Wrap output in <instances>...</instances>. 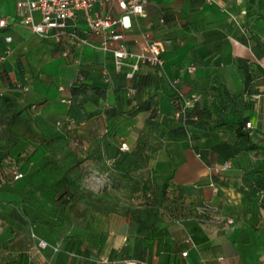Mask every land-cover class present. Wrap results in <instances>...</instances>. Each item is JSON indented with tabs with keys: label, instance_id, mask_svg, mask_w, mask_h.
<instances>
[{
	"label": "crops",
	"instance_id": "crops-1",
	"mask_svg": "<svg viewBox=\"0 0 264 264\" xmlns=\"http://www.w3.org/2000/svg\"><path fill=\"white\" fill-rule=\"evenodd\" d=\"M90 5L94 15L120 14L115 0H92ZM244 7V0H145V14L129 16L125 43L135 49L144 34L162 39L163 65L155 70V79L150 78L149 85L125 92L118 79L106 83L101 78L104 69H112L110 53L77 43L69 33L62 36V43L43 40L19 22L14 0H0V17L6 20L0 27V37L3 32L11 36L7 42L10 52L0 64V96L13 103L20 118H29V128L34 115L53 122L61 119L57 114H63L62 118L66 114L87 118L77 133L88 144L91 142L92 148L89 144L86 150L97 152L100 161L151 168L143 190L156 211L150 220L162 231L154 239L144 237L141 224L130 215L133 208H142L139 202L89 208L87 222L68 230L98 232L95 242L82 236L64 239L46 225L19 221L10 214L9 205L0 203V212L6 216L0 219V264H127V259L139 260L135 264H264V20L245 14ZM69 23V29L89 41H100V34L87 30L82 11H77ZM242 30L251 31L247 42L239 39ZM62 49L69 53L61 55ZM46 61L55 62L54 68L46 69ZM69 62L76 65L72 79L80 68L90 85L105 86L103 99L78 103L70 98L67 86L72 79L63 83L68 78ZM190 62L196 67L187 73L185 66ZM145 69L142 66L140 70ZM175 77L185 92L200 94L194 104L200 116L192 127L194 141L178 135L176 122L162 126V121L161 126L149 129L153 139L143 149L148 158L126 160L128 154L139 150L137 127L148 114V99L158 106L159 118L170 114V82ZM124 94L132 102L141 101L134 119L125 115L128 106ZM59 97L69 101H60ZM106 102L121 103L124 108L116 113V126L102 132L105 115L101 107ZM244 119L250 126L242 127L248 134L242 142L236 130ZM120 129L129 133H119ZM122 141L128 149L119 148ZM222 162L228 166L217 173L207 168ZM211 179L215 191L209 184ZM165 181L161 200L160 188ZM128 183L135 184L136 180L129 179ZM135 188H128L127 196L139 201L143 192ZM202 201H209L218 213L232 216L233 223L223 224L208 217L200 221L187 215L190 203ZM38 238L48 245L39 246ZM58 244L73 253L58 252L53 248Z\"/></svg>",
	"mask_w": 264,
	"mask_h": 264
},
{
	"label": "trees",
	"instance_id": "trees-1",
	"mask_svg": "<svg viewBox=\"0 0 264 264\" xmlns=\"http://www.w3.org/2000/svg\"><path fill=\"white\" fill-rule=\"evenodd\" d=\"M245 1V14L256 15L264 20V0H244ZM164 20L163 18H161ZM1 31V28H0ZM242 30L239 39L243 42H247V35L249 38L251 37V31L244 32ZM8 33L3 32L1 35V45H0V57L5 54V51L8 47L7 42L4 39V36ZM63 42L62 39L60 40ZM256 53V51L254 52ZM258 55V54H257ZM254 61V60H253ZM2 60L0 59V64ZM247 63H252L248 59ZM142 66H146L147 69L140 70ZM152 68L153 70H150ZM158 69L156 66H152L149 64H142L140 68L134 72L131 77H126L125 70H115L112 64V69L106 70V73L101 75V78L106 83H110L115 78L120 81V86L123 91H129L128 89H134L135 91H140L149 85L147 82L149 79H155V70ZM249 73V72H248ZM250 74V73H249ZM252 78L250 75L249 79ZM171 85V102L173 104V108L165 119L159 118V108L156 103L152 99H148V105L146 107L148 114L142 119V123L137 127L139 131V137L137 140V144L139 147L135 154H128L126 160L131 159H140L144 160L148 158V154L143 151L144 146L149 140H152L153 137L150 135L149 129L156 128L160 122L164 121L167 125H172V122H176L175 130H177L178 135L181 137H185L187 140L194 141V133H193V125H195L200 120V116L194 110L195 101L194 100L189 106L184 109V114L181 117L176 118L175 112L180 109L181 101L177 94L175 87ZM176 86L180 89L181 86L177 82ZM67 89L69 91L70 98L77 101L78 103H82L84 101H90L97 103L100 99L105 97V86H97L90 85L85 79L82 73V69L79 68L77 74L72 79V81L68 84ZM183 90V89H182ZM185 92V90H183ZM188 93V92H187ZM125 102L128 106L127 109H124L128 114L129 118L134 119L136 114L135 112L139 111L142 107L141 101H131V97L128 95H123ZM150 98V97H149ZM2 96H0V145L3 142L4 149L0 151V203L9 205L10 214L13 213L14 217L19 221L24 223L32 224H43L48 226L52 231L59 236H62L64 239L82 236V238L91 240L95 242V237L99 233L94 232L92 230L85 231H75L69 232L68 230L72 225H82L84 222H87L88 215L87 211L89 208H99L103 205H106L107 202L104 195L94 193L83 186L80 181L79 175L70 174L67 171H63L60 175L51 181L47 180H39L36 184H33L31 187L27 189H23L20 186L16 185V180L13 175L16 170L22 172L21 177L30 178L34 174H36L42 168L37 166L33 168L27 169L25 172L22 170L23 165L31 158L33 153V147L25 146L23 148H16L15 150L12 148L19 146V140L21 135L23 134V130L25 127H28V123L30 122L28 117H19V110L15 109V106L11 101H6ZM123 104L116 103L110 104L108 102L104 103L101 107L104 115H105V127L102 132H106L108 130V126H116L113 124L115 122L116 117L118 116V112L123 111ZM112 113V114H111ZM71 118V119H70ZM87 118H79L75 114H66L65 117L61 118V124L58 128L69 134V140L72 143L75 149H87L89 144L87 139H82V137L77 133V129L81 128L85 123ZM136 119V118H135ZM69 120H72L71 123H68ZM245 119L241 121V124L237 127V134L240 137L242 142L247 139L248 134L246 130H243L242 127L246 126ZM165 127H162L164 129ZM172 131V130H171ZM141 149V150H140ZM96 152V150H95ZM99 156V154L96 152ZM111 162V160L109 161ZM108 162V163H109ZM112 163V162H111ZM122 162H114V166L120 167ZM46 162L44 161L41 165L44 167ZM120 164V165H119ZM112 164H109V166ZM122 167V166H121ZM130 168L128 165L123 167L121 172L125 173L126 169ZM144 184H148V182L144 181ZM167 183L166 181L160 188V197L161 200L165 194ZM40 191L47 193V196L50 202L42 200L40 197H37L34 192ZM142 199H140L139 203L142 204V208H133L131 211V217L136 219L139 224H141V228L144 232V237L147 239H154L161 234V230L154 225V221H151V217L156 216V211L153 210L154 205L147 200L145 196L144 190H142ZM5 195L16 196V198H7ZM158 201V204L160 201ZM82 202L84 204V208H81L79 203ZM194 205L190 203V206L187 211V215L195 216ZM5 215L0 212V219H5ZM58 252L62 254H71L73 250H70L66 247L60 248V245H57Z\"/></svg>",
	"mask_w": 264,
	"mask_h": 264
},
{
	"label": "built area",
	"instance_id": "built-area-1",
	"mask_svg": "<svg viewBox=\"0 0 264 264\" xmlns=\"http://www.w3.org/2000/svg\"><path fill=\"white\" fill-rule=\"evenodd\" d=\"M92 0H14L16 8V17L19 22L24 24L31 32L36 34L43 40L52 42H60L65 33H69L76 41L88 43L94 48L103 52L110 53L112 64L115 70H125L126 77H131L142 64H149L160 68L163 65L162 53L164 50V41L162 39H151L144 34V40L137 45L135 49H129L125 43V29L129 27V16L132 14L144 15L145 0H115L119 15L103 14L94 15L90 12V3ZM82 11L87 23V30L91 33L100 34L101 38L98 43H93L87 38L79 35L74 29H69V20L72 19L77 11ZM162 20V19H160ZM6 25L4 17H0V27ZM6 42L10 41L9 34L4 36ZM10 52L9 46L5 54L0 57L1 60ZM61 55L66 56L68 49H62ZM195 64L190 62L185 66L187 73L195 70ZM106 73V70H103ZM178 78H172L171 84L175 87L181 101V107L175 112V117L179 118L184 114V109L198 98L196 92H184L176 86ZM62 101L69 99L61 98ZM71 119V118H70ZM69 120L68 123H71ZM61 119H57L55 124L59 126ZM246 126H250V121L246 122ZM121 150L128 149V144L122 141L119 144ZM227 162L220 164L214 163L208 165L207 168L211 173H217L227 167ZM22 176V172L16 170L13 177L18 179ZM209 184L213 190H216V184L213 179ZM195 216L198 220L203 221L205 218L214 219L216 222L223 224H231L234 221L232 216L224 213H218L209 201H202L194 205ZM38 245L45 247L48 242L42 238H38ZM57 249V246H53ZM183 254L186 251L182 252ZM139 260L127 259V264H135ZM112 264H115L114 262Z\"/></svg>",
	"mask_w": 264,
	"mask_h": 264
},
{
	"label": "rangeland",
	"instance_id": "rangeland-1",
	"mask_svg": "<svg viewBox=\"0 0 264 264\" xmlns=\"http://www.w3.org/2000/svg\"><path fill=\"white\" fill-rule=\"evenodd\" d=\"M41 54L42 51H41ZM46 69H53L55 62L46 61ZM68 78L63 79V83H68L74 76L76 65L75 62L68 63ZM59 100L62 99L59 97ZM65 105V104H64ZM59 118H62L63 114H57ZM34 115L33 125L31 128L25 127L22 140H19L20 148L25 146L33 147V153L30 158V162L24 165L23 171L25 172L31 165L39 166L42 169L30 178L20 177L16 180V185L27 189L33 184L39 182V180L51 181L58 177L61 172H69L70 174L79 175L81 184L86 189L104 195L107 202V206H119L139 202L137 200L128 199V188L136 186V192L138 189L143 190L145 186L143 182L147 181L152 171L149 167L140 168H128L125 173L121 172L123 167L114 166L113 163H105L100 161L99 156L90 149H75L69 140V134L62 129L58 128L54 120L47 121L42 120ZM103 127V126H102ZM101 127V128H102ZM44 128V129H42ZM45 131V133L41 131ZM129 133L128 130L120 129L119 133ZM16 148H14L15 150ZM16 151V150H15ZM117 155V154H116ZM116 156H114L115 158ZM46 162L44 167L42 163ZM108 164V165H107ZM109 164H112L109 166ZM125 176V178H123ZM145 177L147 179H145ZM136 180V183H128V180ZM126 181V182H125ZM133 182V181H132ZM34 194L40 197L42 200L50 202L47 193L35 191ZM9 197V195H7ZM11 197V196H10ZM110 197V198H109ZM126 202V203H124ZM6 205V204H5ZM80 206H83L81 204ZM37 232V229H34ZM34 232V233H35Z\"/></svg>",
	"mask_w": 264,
	"mask_h": 264
}]
</instances>
